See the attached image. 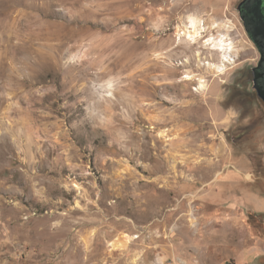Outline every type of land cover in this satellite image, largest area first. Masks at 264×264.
Listing matches in <instances>:
<instances>
[{"label":"rangeland","instance_id":"1","mask_svg":"<svg viewBox=\"0 0 264 264\" xmlns=\"http://www.w3.org/2000/svg\"><path fill=\"white\" fill-rule=\"evenodd\" d=\"M240 1L0 0V264H264Z\"/></svg>","mask_w":264,"mask_h":264},{"label":"flooded vegetation","instance_id":"2","mask_svg":"<svg viewBox=\"0 0 264 264\" xmlns=\"http://www.w3.org/2000/svg\"><path fill=\"white\" fill-rule=\"evenodd\" d=\"M238 13L245 32L259 53L257 63L252 67L253 81L254 68H258L259 85L264 89V0H241Z\"/></svg>","mask_w":264,"mask_h":264},{"label":"bare ground","instance_id":"3","mask_svg":"<svg viewBox=\"0 0 264 264\" xmlns=\"http://www.w3.org/2000/svg\"><path fill=\"white\" fill-rule=\"evenodd\" d=\"M187 25V24H186ZM220 24L217 22L212 25L213 28L218 27ZM228 26V25H225ZM207 27L202 24V22H198L197 20L193 19L190 21V24L188 23V27L184 32H181L180 35H185L189 40L192 42L197 41L201 36L202 32ZM217 29V28H216ZM215 35V34H214ZM209 36L207 40L205 41L206 45H209L212 49H217L222 52V61L219 64H212L211 66L216 69V71L222 73L226 69V62L232 63L234 61V56L232 51H234L233 42L231 39L228 38V36L224 33H219L217 36ZM187 79H192L193 75L187 73L186 74ZM206 79L205 77L199 78V89H204L206 85Z\"/></svg>","mask_w":264,"mask_h":264},{"label":"water","instance_id":"4","mask_svg":"<svg viewBox=\"0 0 264 264\" xmlns=\"http://www.w3.org/2000/svg\"><path fill=\"white\" fill-rule=\"evenodd\" d=\"M240 8V5H239ZM258 68H254L255 71V78H254V88L257 92V95L259 98H261L264 101V89L259 85V75L257 73Z\"/></svg>","mask_w":264,"mask_h":264}]
</instances>
